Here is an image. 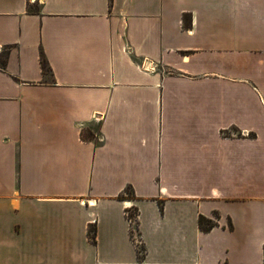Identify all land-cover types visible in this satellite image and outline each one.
<instances>
[{"label":"crops","instance_id":"crops-1","mask_svg":"<svg viewBox=\"0 0 264 264\" xmlns=\"http://www.w3.org/2000/svg\"><path fill=\"white\" fill-rule=\"evenodd\" d=\"M1 49L0 264H264V0H0Z\"/></svg>","mask_w":264,"mask_h":264},{"label":"trees","instance_id":"trees-1","mask_svg":"<svg viewBox=\"0 0 264 264\" xmlns=\"http://www.w3.org/2000/svg\"><path fill=\"white\" fill-rule=\"evenodd\" d=\"M30 12L34 13V14L40 13V7L38 5L32 6L30 9ZM184 20H185V25L190 27L192 24L191 16L185 15ZM7 57H8V52H6L5 55L3 56V58L0 59V68H2V69L6 68ZM41 65H42V71H43L44 75H48L49 73L52 72L51 65H50V63H49V61H48V59H47V57L43 51H41ZM126 197L130 198V199L133 198L131 188H128V195ZM126 197H124V198H126ZM133 210L138 211V208L133 207ZM215 216L217 218H220L219 213H216ZM217 225H218L217 221H215L211 218H208L204 215H200L199 227L203 232H210ZM230 226L232 227L231 223H230ZM131 233L133 236L134 230H132ZM88 237L92 243H94V244L97 243V227H96V224L89 226ZM141 251H143L144 253L141 254L140 253ZM145 252H146V247L144 244H142L141 249H138V256H139L140 260H143L145 258Z\"/></svg>","mask_w":264,"mask_h":264},{"label":"built area","instance_id":"built-area-1","mask_svg":"<svg viewBox=\"0 0 264 264\" xmlns=\"http://www.w3.org/2000/svg\"><path fill=\"white\" fill-rule=\"evenodd\" d=\"M126 213L132 224V230H134V235L132 236L134 239V242L136 243L138 249H141V245L143 244V242L138 232V213L139 211L133 210V207H128L126 209ZM135 230H137V234L135 233L136 232ZM140 253L143 254L144 252L141 251Z\"/></svg>","mask_w":264,"mask_h":264},{"label":"rangeland","instance_id":"rangeland-1","mask_svg":"<svg viewBox=\"0 0 264 264\" xmlns=\"http://www.w3.org/2000/svg\"><path fill=\"white\" fill-rule=\"evenodd\" d=\"M5 53H6V50L5 49H1V51H0V59L1 58H3V56L5 55ZM237 134V136H242L241 135V133H236ZM222 136H224V137H230V136H232V134L231 133H229V132H224V133H222ZM136 232V234H137V230H135Z\"/></svg>","mask_w":264,"mask_h":264}]
</instances>
